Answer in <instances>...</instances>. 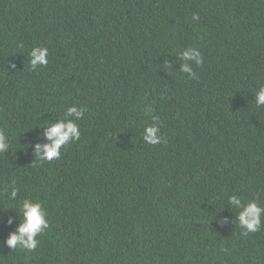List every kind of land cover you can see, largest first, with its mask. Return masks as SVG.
Instances as JSON below:
<instances>
[{"label":"trees","instance_id":"obj_1","mask_svg":"<svg viewBox=\"0 0 264 264\" xmlns=\"http://www.w3.org/2000/svg\"><path fill=\"white\" fill-rule=\"evenodd\" d=\"M261 87L264 0H0V264H264V216L245 234L227 202L264 207ZM73 105L80 139L40 159ZM25 199L49 227L11 250Z\"/></svg>","mask_w":264,"mask_h":264},{"label":"clouds","instance_id":"obj_2","mask_svg":"<svg viewBox=\"0 0 264 264\" xmlns=\"http://www.w3.org/2000/svg\"><path fill=\"white\" fill-rule=\"evenodd\" d=\"M199 19L193 16V20ZM29 63L34 69L37 65L44 66L48 63V49L43 47H34L29 52ZM180 59L191 61L197 66L202 64V57L199 51L188 48L180 53ZM180 72L186 73L189 77L194 76V72L190 63H183L180 66ZM255 103L259 106H264V87L259 88L255 94ZM86 109L78 108L75 105L67 108L65 118L58 120L56 123H50L45 129V138L50 143L44 145H36L35 153L37 156L46 161L59 159L62 146L68 142L77 141L81 137L77 120L84 118ZM158 127L155 124L146 126L143 131L142 138L145 143L155 145L160 142L158 135ZM9 144L6 136L0 132V153L8 151ZM17 189L12 188L10 199H15ZM227 202L232 208L238 210L236 221L245 229V234L257 232L261 225L262 216H264V207L259 206L255 201L242 203V200L236 195L228 197ZM22 220L18 224L15 232L10 233L5 241V245L13 250L16 248L34 250L37 246L36 237L41 234L44 229L49 227L46 213L41 203H33L31 200L25 199L20 207ZM11 223V221H9Z\"/></svg>","mask_w":264,"mask_h":264}]
</instances>
